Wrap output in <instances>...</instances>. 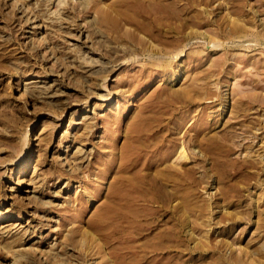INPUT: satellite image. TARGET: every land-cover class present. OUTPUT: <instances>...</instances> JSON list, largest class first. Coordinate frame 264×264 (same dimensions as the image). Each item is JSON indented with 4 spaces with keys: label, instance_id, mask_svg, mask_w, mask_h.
Masks as SVG:
<instances>
[{
    "label": "rangeland",
    "instance_id": "obj_1",
    "mask_svg": "<svg viewBox=\"0 0 264 264\" xmlns=\"http://www.w3.org/2000/svg\"><path fill=\"white\" fill-rule=\"evenodd\" d=\"M0 264H264V0H0Z\"/></svg>",
    "mask_w": 264,
    "mask_h": 264
},
{
    "label": "bare ground",
    "instance_id": "obj_2",
    "mask_svg": "<svg viewBox=\"0 0 264 264\" xmlns=\"http://www.w3.org/2000/svg\"><path fill=\"white\" fill-rule=\"evenodd\" d=\"M124 13H125V15H127V16H132V15H130V13L127 11V10H125L124 11ZM136 19V18H135ZM172 76V75H171ZM123 96H124V94H119V98H118V100H120L121 98H123ZM108 101H110L111 100V96L107 99ZM224 106V105H223ZM137 131H138V129H137ZM121 180H122V176L116 181V183H115V185L113 186V188L111 189V192H112V195L113 194H115L114 192H116L120 187H123V186H132L134 189H138V188H141V189H143V181H141L140 179H137L136 181H133V180H131L130 181V183H123V182H121ZM138 187V188H137ZM113 196H115V195H113ZM129 200L128 201H130L131 199L130 198H128ZM112 201H114V198H113V200ZM110 202H111V199H110ZM115 202V201H114ZM113 203V202H112ZM113 206H115V205H113ZM103 214H101V215H103V216H105V215H107V217H111L110 216V214H112L109 210H103ZM76 213L78 214V215H81V212H80V210H77L76 211ZM116 213V212H115ZM118 215H122V214H118ZM119 217V216H118Z\"/></svg>",
    "mask_w": 264,
    "mask_h": 264
}]
</instances>
